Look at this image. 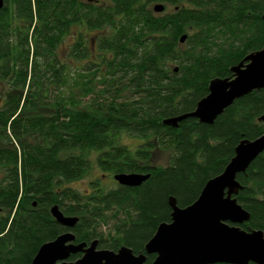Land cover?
I'll return each mask as SVG.
<instances>
[{"label": "trees", "instance_id": "obj_1", "mask_svg": "<svg viewBox=\"0 0 264 264\" xmlns=\"http://www.w3.org/2000/svg\"><path fill=\"white\" fill-rule=\"evenodd\" d=\"M263 16L264 0H5L0 264H32L43 244L68 231L76 244L146 254L158 226L171 222L169 198L193 204L242 140L264 134V89L212 125L164 124L193 112L214 79L232 77L264 48ZM94 162L113 178H150L134 188L106 190L101 179L88 191L74 187ZM237 179V201L251 215L242 228L264 231V153ZM53 206L78 218L76 226L59 224Z\"/></svg>", "mask_w": 264, "mask_h": 264}, {"label": "water", "instance_id": "obj_2", "mask_svg": "<svg viewBox=\"0 0 264 264\" xmlns=\"http://www.w3.org/2000/svg\"><path fill=\"white\" fill-rule=\"evenodd\" d=\"M5 0H0V13ZM165 6L156 4L154 11L163 13ZM264 18V16H263ZM187 35L182 36L185 43ZM230 78L214 79L209 94L200 100L193 112L167 118L164 124L178 127L179 123L195 118L201 124L212 125L237 100L264 89V48L249 54L232 68ZM264 121V116L260 118ZM264 153V134L244 139L235 149V155L218 176L210 179L199 198L181 208L175 197L169 198L171 222H164L145 245V253L135 255L129 247L117 252L99 249L98 241L76 244V236L68 231L41 246L32 264H147V256L155 255L152 264H264V231H247L242 225L251 219L250 213L237 201L243 189L237 176L246 173L249 166ZM150 174H117L114 179L121 186L139 187ZM54 219L72 229L79 219L67 217L58 206L51 208ZM81 253L76 261L71 255Z\"/></svg>", "mask_w": 264, "mask_h": 264}, {"label": "rangeland", "instance_id": "obj_3", "mask_svg": "<svg viewBox=\"0 0 264 264\" xmlns=\"http://www.w3.org/2000/svg\"><path fill=\"white\" fill-rule=\"evenodd\" d=\"M127 142L132 143L133 145H137L139 143V140L130 138L127 140ZM168 161V155L163 156V162L166 163ZM97 179H101V182L106 190L109 189H115L118 187V183L114 180L113 177L106 175L103 171H101L98 167V165L94 162L92 171L90 172L89 176L85 178L82 181H79L75 184H73L74 187L79 188V190H89L90 189V184L92 181H95ZM111 226V223L108 224V226L104 229L106 230Z\"/></svg>", "mask_w": 264, "mask_h": 264}, {"label": "flooded vegetation", "instance_id": "obj_4", "mask_svg": "<svg viewBox=\"0 0 264 264\" xmlns=\"http://www.w3.org/2000/svg\"><path fill=\"white\" fill-rule=\"evenodd\" d=\"M117 252V251H116ZM156 258V257H155Z\"/></svg>", "mask_w": 264, "mask_h": 264}]
</instances>
